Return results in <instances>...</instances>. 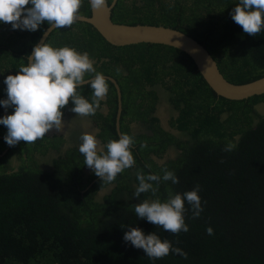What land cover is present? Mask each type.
Segmentation results:
<instances>
[{"label":"trees","instance_id":"obj_1","mask_svg":"<svg viewBox=\"0 0 264 264\" xmlns=\"http://www.w3.org/2000/svg\"><path fill=\"white\" fill-rule=\"evenodd\" d=\"M238 2L133 0L130 6L120 3L111 19L116 24L164 26L182 32L208 51L228 82L241 85L264 77V30L255 37L243 32L230 15ZM79 11L80 15L89 11L86 0ZM48 26L45 22L30 32L0 23V61L15 69L24 66V56ZM93 33L95 50L104 53L102 59L114 61L113 71L126 66L131 72L137 55L146 56V64L153 69L161 68L166 78V82L161 78V87L178 113L176 129L182 135L174 141L181 153L159 168L145 154L139 158L132 152L133 168L125 169L110 184L96 182L101 188L115 187L99 198L95 182L91 184L96 175L84 183L72 155L53 160L54 170L36 165V154L42 152L47 136L21 150L12 147L25 154L20 155L17 170L8 169L4 158L0 159V264H264V94L226 100L206 85L191 59L179 50L151 44L113 48ZM57 35L61 37L50 46H69L62 30ZM123 49L129 61L122 60ZM166 50L171 51L169 74L161 65ZM99 57V53L91 54V58ZM5 94L4 84L0 100ZM3 133L7 134V128L0 124ZM153 134L159 141L165 138L157 126ZM229 142L235 149L224 151ZM165 168L179 183L161 180L155 196L150 191L133 196L137 172L162 177ZM197 185L203 211L193 218L185 200L183 216L189 231L174 235L137 218L134 208L142 200L164 202L169 192L183 195ZM129 227L167 239L187 253V259L171 251L162 259H149L142 249L124 241ZM209 227L212 235L207 234Z\"/></svg>","mask_w":264,"mask_h":264},{"label":"clouds","instance_id":"obj_2","mask_svg":"<svg viewBox=\"0 0 264 264\" xmlns=\"http://www.w3.org/2000/svg\"><path fill=\"white\" fill-rule=\"evenodd\" d=\"M94 11L108 9V0H89ZM83 0H0V23L11 24L13 30L36 31L47 22L49 32L61 28H71L80 18ZM232 20L242 27L249 36H257L264 30V0H239L230 13ZM27 66H22L15 75L4 79L7 99L0 100V106L13 113L0 117V124L6 126L5 142L15 146L20 141L35 143L46 137L52 130L62 132L64 127L63 112L71 101L70 109L80 117H91L101 108V101L108 94V81L98 72L87 52L79 53L65 46L54 48L47 43L36 45L27 58ZM120 69H117L119 72ZM86 76L91 77L86 79ZM88 85L92 89L91 102L78 91ZM79 139L78 151L84 156V165L93 170L100 181L112 183L125 169L133 168L135 160L131 148L136 141L133 136L121 133L119 139L109 140L101 147L95 135L84 132ZM147 147L146 143L141 148ZM236 145L229 142L224 151L234 150ZM163 176L141 172L136 173L138 181L133 196L139 198L142 193L151 192L154 196L163 181L179 183L178 177L166 168ZM153 182L157 187H153ZM199 186L193 190L175 195L169 192L168 199H144L135 205L137 218L162 227L165 232L178 235L189 231L184 222L185 200L192 207L193 218H198L203 211L198 195ZM208 235L213 229H206ZM125 242L137 249H142L149 259L158 260L170 251L187 259V253L174 248L167 240H161L155 233L145 235L136 227H129L124 233Z\"/></svg>","mask_w":264,"mask_h":264},{"label":"flooded vegetation","instance_id":"obj_3","mask_svg":"<svg viewBox=\"0 0 264 264\" xmlns=\"http://www.w3.org/2000/svg\"><path fill=\"white\" fill-rule=\"evenodd\" d=\"M132 2L133 0H108L109 5L113 4L111 14L120 3H123L125 6H130ZM90 14L91 9L89 6V11L81 14L80 17H89ZM78 23L80 25H77ZM77 24H74L71 28H67L66 30L61 28L62 32L65 33L64 36L67 43H69L68 47L75 49L81 54L84 52L89 54L95 68H97L96 70L102 73L108 81V94L101 101V108L91 117H80L71 112L70 109L74 107V104L69 101V104L62 109V119L64 122L63 131L56 132L55 130H52L46 134L48 141L42 149V152L36 154V165L39 167L48 166L51 170H54L53 160L58 161L60 158L65 159L67 155H72V158L77 160L81 167L83 182L87 183L93 176L94 172L84 165L85 158L78 151L79 144L82 142L79 137L84 132L95 135L98 144L101 147L103 144H107L109 140L119 139L121 133L129 134L133 136L136 141L135 145L131 148V151L135 153L136 157L141 158L144 157L145 154L159 168L175 161L181 151L178 149L174 140L179 138L182 135V132L176 129L178 113L173 107L171 99L168 98V94L165 93L164 89L161 87V78L163 82H166V78L163 77V74L161 73V68L157 67V70L153 69L146 64V56L137 55L133 57L135 63L131 68V72L125 69L127 68L126 66L125 68L124 66L118 68L120 69V73H118L117 70L113 71L112 67L116 66L114 61L109 62V59H102L104 53L95 50L94 42L91 39L94 35L93 30L95 29L91 25L83 22H77ZM49 27L50 26H48L45 31ZM61 30L51 31L42 43L51 44L52 41H54V38L61 37V35H57V32H60ZM45 31L38 38L34 46L39 44ZM107 45L113 48H123L115 47L108 43ZM126 47L130 46H124V48ZM164 52L165 54L161 59V65L164 71L169 74L172 72V67L167 55L171 51L166 50ZM31 53L32 50L29 55L24 56V60H26L24 66H27V58ZM96 53L101 54V57L98 59L91 58V54ZM123 53L122 60H125L126 58V61H129L130 59L128 57L130 56L127 55L128 51L123 49ZM20 68L21 66H18L16 69L14 67L11 68L5 63V61L1 60L0 88H3L4 86L5 77L7 75L17 74ZM90 78L91 77L86 76V79ZM77 91L85 99L91 102L92 89L88 85L78 88ZM3 99H7V93L2 100ZM0 109L3 116L10 115L14 111L12 107L5 109L1 106ZM153 120H155L156 123H153ZM155 126H157L165 135V138L161 141H159L157 136H154L153 134ZM5 135L6 134L0 135V138L4 141L3 143H0V155H2L0 159L4 158L5 162L3 163L8 169L14 168L17 170L21 165L22 158L20 155L24 156L23 154L25 153L19 155L14 149H12V147L21 150L26 148L27 144L24 141H20L15 146L10 147L4 140ZM143 139H146L145 143L147 144V147H144L142 150L140 146L144 143L142 142ZM23 159H25V157H23ZM134 175L135 173L133 171L131 176ZM94 182L97 188L95 195L99 198L115 189L112 184L105 188L98 186L96 182L101 181L97 176L91 181V184ZM124 196L125 194L123 193L122 197Z\"/></svg>","mask_w":264,"mask_h":264},{"label":"water","instance_id":"obj_4","mask_svg":"<svg viewBox=\"0 0 264 264\" xmlns=\"http://www.w3.org/2000/svg\"><path fill=\"white\" fill-rule=\"evenodd\" d=\"M87 2L90 6L89 0ZM112 7L113 4L99 12L90 7V16L80 17L77 22L91 25L108 44L115 47L151 44L179 50L191 59L206 85L217 96L226 100L243 101L264 94V77L247 84L230 83L220 73L208 51L191 37L162 26L115 24L111 20ZM49 29L50 27L45 31L39 44L48 36Z\"/></svg>","mask_w":264,"mask_h":264},{"label":"rangeland","instance_id":"obj_5","mask_svg":"<svg viewBox=\"0 0 264 264\" xmlns=\"http://www.w3.org/2000/svg\"><path fill=\"white\" fill-rule=\"evenodd\" d=\"M44 264H50L49 262H46V263H44Z\"/></svg>","mask_w":264,"mask_h":264}]
</instances>
